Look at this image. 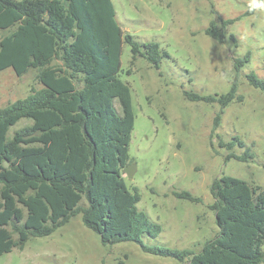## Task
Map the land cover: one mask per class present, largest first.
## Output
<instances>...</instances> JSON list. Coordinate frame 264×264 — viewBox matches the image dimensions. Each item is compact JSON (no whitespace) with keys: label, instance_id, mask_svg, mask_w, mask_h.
Returning a JSON list of instances; mask_svg holds the SVG:
<instances>
[{"label":"trees","instance_id":"obj_1","mask_svg":"<svg viewBox=\"0 0 264 264\" xmlns=\"http://www.w3.org/2000/svg\"><path fill=\"white\" fill-rule=\"evenodd\" d=\"M237 19H222L221 25L213 20L206 33L223 42L226 27ZM12 27L0 39V70L13 67L23 76L37 68L42 87L0 108V255L24 248L30 237L52 234L81 214L105 244L133 241L145 252L184 264L264 262V188L229 174L212 181L210 208L218 232L199 251L143 241L163 228L138 207L139 189H129L123 177L131 160L135 113L131 88L119 73L124 42L131 46L132 60L145 57L157 68L169 55L159 42L125 34L112 0H0V29ZM250 58L249 51L235 59L236 80L228 92L185 91L190 100L221 104L215 126L224 109L241 100L237 78ZM247 79L264 92L258 74L250 72ZM21 118L33 122L8 137ZM221 145L246 147L238 136ZM254 156L247 147L226 158L249 162ZM174 194L201 202L186 190Z\"/></svg>","mask_w":264,"mask_h":264},{"label":"rangeland","instance_id":"obj_2","mask_svg":"<svg viewBox=\"0 0 264 264\" xmlns=\"http://www.w3.org/2000/svg\"><path fill=\"white\" fill-rule=\"evenodd\" d=\"M112 1L125 34L131 33L140 42L157 41L169 53L157 68L145 57L132 60L130 44L123 43L119 77L131 88L135 113L127 164L134 165L135 171L129 177L124 168L123 177L129 189H139L138 207L163 228L156 237L144 235L143 241L199 251L218 232L216 214L210 208L214 178L229 174L264 188V92L247 79L250 72L264 79V11L247 14L248 0ZM235 18L239 19L226 27L223 42L206 33L211 21L221 25L222 19ZM14 29H0V39ZM249 51L251 58L237 78V93L242 98L224 109L215 126L221 104L190 100L185 91L202 95L228 92L236 80L235 59ZM37 74V68L23 76L13 67L0 70V108L41 88ZM116 107L120 110L117 102ZM32 122L21 118L10 127L8 137ZM235 136L246 147L221 145ZM247 147L255 155L249 162L226 158ZM183 190L200 197L201 202L174 194ZM262 247L264 250V244ZM0 264L184 263L145 252L133 241L105 244L78 214L52 234L30 237L24 248L16 246L0 255Z\"/></svg>","mask_w":264,"mask_h":264},{"label":"clouds","instance_id":"obj_3","mask_svg":"<svg viewBox=\"0 0 264 264\" xmlns=\"http://www.w3.org/2000/svg\"><path fill=\"white\" fill-rule=\"evenodd\" d=\"M248 10L253 13L264 11V0H248Z\"/></svg>","mask_w":264,"mask_h":264},{"label":"water","instance_id":"obj_4","mask_svg":"<svg viewBox=\"0 0 264 264\" xmlns=\"http://www.w3.org/2000/svg\"><path fill=\"white\" fill-rule=\"evenodd\" d=\"M6 165H7V162H6ZM125 170H126L128 176L129 177H132L133 176V173L135 171V166L132 165V164H129V165L125 166Z\"/></svg>","mask_w":264,"mask_h":264}]
</instances>
